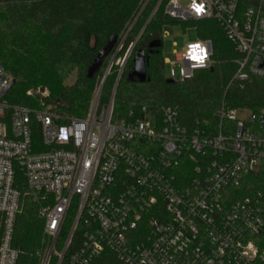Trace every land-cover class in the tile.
I'll list each match as a JSON object with an SVG mask.
<instances>
[{"label": "built area", "instance_id": "obj_1", "mask_svg": "<svg viewBox=\"0 0 264 264\" xmlns=\"http://www.w3.org/2000/svg\"><path fill=\"white\" fill-rule=\"evenodd\" d=\"M185 1L170 0L166 16L215 21L240 57L234 79L264 78V0ZM211 56L209 41L188 44L164 61L166 78L190 79ZM113 60L83 119L7 104L13 78L0 63V264L18 260L17 170L42 222L38 264H264V192L234 201L264 172V111L222 104L217 129L183 124L174 107L113 123L114 93L100 105Z\"/></svg>", "mask_w": 264, "mask_h": 264}, {"label": "trees", "instance_id": "obj_2", "mask_svg": "<svg viewBox=\"0 0 264 264\" xmlns=\"http://www.w3.org/2000/svg\"><path fill=\"white\" fill-rule=\"evenodd\" d=\"M169 1L0 0V63L13 78L4 101L31 110L51 107L61 116L83 119L96 86L114 59L100 94L104 106L114 93L113 123L133 122L146 112L161 116L163 108L174 107L183 124L208 123L217 129L215 112L222 104L253 114L264 111V78L234 79L240 57L219 25L213 20L170 19L165 14ZM261 14L264 16V3ZM168 25L192 28L197 40L209 41L211 67L196 70L190 79L169 81L162 56V30ZM113 38V51L89 76L99 52ZM126 54L120 72L116 62ZM135 58L145 59L142 83L131 77ZM72 76L74 80L66 83ZM30 90L48 95L43 99L37 94L28 96ZM32 140L40 145L36 152L45 151L39 149V131H34ZM14 187L21 199L12 241L18 251L17 264H38L35 254L44 242L42 222L19 170ZM237 192L234 201L264 192V172L249 177Z\"/></svg>", "mask_w": 264, "mask_h": 264}, {"label": "rangeland", "instance_id": "obj_3", "mask_svg": "<svg viewBox=\"0 0 264 264\" xmlns=\"http://www.w3.org/2000/svg\"><path fill=\"white\" fill-rule=\"evenodd\" d=\"M180 4L184 6L186 5V1L180 0ZM162 38H163L162 56H163V60L166 62H173L175 59V54H181L188 44H192L197 41L194 29L192 28L183 29L180 25L165 26L162 30ZM164 68L165 71H167L168 65H165ZM73 80H74V76L70 77L66 83H71ZM98 85L96 86L95 91L98 88ZM29 92L33 93L35 91L30 90ZM243 116L244 113L243 115L239 114L238 117H243Z\"/></svg>", "mask_w": 264, "mask_h": 264}, {"label": "water", "instance_id": "obj_4", "mask_svg": "<svg viewBox=\"0 0 264 264\" xmlns=\"http://www.w3.org/2000/svg\"><path fill=\"white\" fill-rule=\"evenodd\" d=\"M115 47V38H113L107 46L101 50L98 54L95 64L89 68V76H92L101 66V60L106 54H109L113 51ZM131 77H135L139 82L145 81V59L144 58H135L134 67L131 72Z\"/></svg>", "mask_w": 264, "mask_h": 264}]
</instances>
